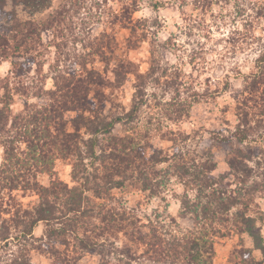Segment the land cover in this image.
Returning a JSON list of instances; mask_svg holds the SVG:
<instances>
[{
	"label": "rangeland",
	"instance_id": "374dc122",
	"mask_svg": "<svg viewBox=\"0 0 264 264\" xmlns=\"http://www.w3.org/2000/svg\"><path fill=\"white\" fill-rule=\"evenodd\" d=\"M34 3L0 0V40L20 38L18 28L27 22L42 25H37L39 36H34L41 45L34 56L0 61V88L9 82L10 87L19 89L13 90L12 112L26 114L47 107L52 93L65 83L63 77L67 79L72 73L79 77L87 72L101 74L104 84L94 110L109 123L120 121L110 135L133 136L149 160L157 155L171 158L169 165L155 168L159 177L166 169L170 176H165L166 186L152 190L144 189L138 181L106 183L102 180L107 172L104 161L112 163L100 151L108 147V137L103 136L96 151L98 157H82L83 164L76 168L77 181L73 178V159L55 164L57 176L70 188H97L109 198L105 202L94 196V190L85 192L87 206L93 211L86 209L91 219L84 220L99 231H89L81 222L73 229L68 226L64 236L48 240L47 231L60 232L72 223L63 218L50 226L38 224L34 236L41 242L24 240L15 217L23 215L21 210L33 209L39 197L18 191L11 200L7 192H0V264H21L24 258L30 264H182L149 256L124 257L125 231L104 234L97 216L104 204L110 211L104 216H116L118 212L120 217H127L126 226L134 216L143 233L154 229L166 238H171L170 233L188 234L195 229V222L190 216H182L181 196L186 188L176 176V168L185 164L204 167L208 160L215 165L211 175L215 179L223 177V185L230 190L242 188L243 183L230 162L247 161L251 169L245 187L248 205L240 208L254 220L259 238L256 242L231 223L219 226L211 239L213 264H264V100L258 92L252 94L251 86L258 71L256 60L264 47V16L258 15L257 0ZM122 64L132 66L120 69ZM76 116L70 112L66 119ZM239 125L252 131L247 143L220 141ZM185 135L190 137L185 140ZM3 152L0 146V166ZM39 181L48 186L50 177L42 175ZM54 203L59 206L61 201ZM82 239L96 246L83 250Z\"/></svg>",
	"mask_w": 264,
	"mask_h": 264
},
{
	"label": "trees",
	"instance_id": "16d2710c",
	"mask_svg": "<svg viewBox=\"0 0 264 264\" xmlns=\"http://www.w3.org/2000/svg\"><path fill=\"white\" fill-rule=\"evenodd\" d=\"M28 1L29 5H35V0ZM44 1L46 0H39L40 3ZM257 3L258 15L264 16V0H257ZM57 14L62 15L60 12ZM51 18L56 20V16ZM37 25L42 26L36 22H27L18 28V32L21 33L20 38L0 40V61L13 57L34 56L36 49L41 46L39 40L34 39L35 35L39 36L36 32ZM11 41L13 42L10 44ZM129 66L132 64H122L120 69ZM256 68L258 71L254 74L251 83L252 94H260V99L264 100V47L256 60ZM63 78L65 83L52 93V101L47 107L34 109L26 114H14L10 109L13 90L19 89L15 86L10 87L9 82L0 88V146L4 151L3 163L0 166V192H7L11 200L15 199L12 196L13 193L18 191L33 193L39 197V202L33 209L21 210L23 215L18 214L14 221L16 228L20 229V237L24 240L29 239L33 243L41 242V239H36L34 236L35 228L41 222L49 226L63 218L67 222H72L64 226L60 232L47 231L48 240L64 236L67 234L68 226L73 229L74 225L81 222L89 227V231H99L97 226L92 228L88 221L91 216H88L86 209L92 213L93 208L90 209L87 206L88 198L85 192L94 190V196L98 199L104 198L105 202H108L109 198L103 197L100 189L97 188L82 191L77 187L70 188L57 176L55 164L58 160L73 159V178L77 181L76 168L80 166L79 163L83 164L82 157L84 154L89 157H98L96 151L101 147L98 143L103 136L108 137V147L100 148V151L102 155L105 153V158L112 163L107 164L104 161L107 172L103 173L102 180L106 183H113L116 180L138 181L143 183L144 189L152 190L156 186L158 188L166 186L165 176H170V172L166 169L163 171L165 173L159 177L155 168L163 164L169 165L171 158H162L157 155L149 160L142 150L143 147L135 141L133 136L115 138L110 135L120 121L109 123L102 113L94 110L97 106L96 98L104 84L101 74L95 76L92 72H87L84 77H79L77 73H72L67 79ZM259 89L262 91L259 92ZM98 102L101 101L98 100ZM70 112L77 113V116L68 120L66 114ZM244 119L246 124V117ZM251 134L250 128L244 129L242 125H239L228 137L220 138V141L223 143L236 141L239 144H245L249 141ZM90 135L96 138H85ZM189 137L185 135L184 139ZM83 149L85 152L82 151ZM212 161L208 160L204 167L185 164L176 168V176L186 188L181 196L182 216H190L194 220L193 231L184 236L170 233L171 238H166L163 232L154 229L150 233H143L134 216L129 218L128 226H126L127 217H120L118 212L116 216H104L110 211L106 210L107 205L103 204L100 206L102 213L97 216L99 222L104 225L103 233L112 236L125 231L124 236L127 240L121 251L128 259L149 256L153 260L161 259L182 264H213L215 251L211 239L219 226L228 227L229 223L240 228V232L249 234L257 242L259 238L255 233L254 220L240 208L248 205L245 199L248 192L245 187L247 180L251 177V169L247 161L230 162V167L237 173V177L243 178L242 188L237 190L226 188L223 185V177L215 179L211 175L215 169ZM42 175L50 177L48 186L42 185L39 181ZM54 201H61V203L57 206ZM71 215L74 218L69 220ZM85 218L88 220H84ZM62 242L65 243L64 240ZM80 244L81 249L87 251L96 246L87 239H82ZM257 245L260 246L259 243ZM141 247H144V252L139 255ZM21 264L30 263L24 258Z\"/></svg>",
	"mask_w": 264,
	"mask_h": 264
}]
</instances>
